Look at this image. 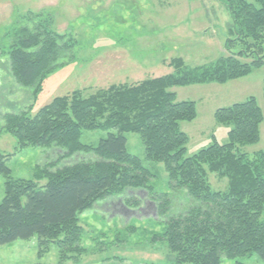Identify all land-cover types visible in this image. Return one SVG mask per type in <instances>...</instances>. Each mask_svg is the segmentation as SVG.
<instances>
[{"label": "trees", "instance_id": "1", "mask_svg": "<svg viewBox=\"0 0 264 264\" xmlns=\"http://www.w3.org/2000/svg\"><path fill=\"white\" fill-rule=\"evenodd\" d=\"M229 17L227 56L204 67L185 68L181 59L168 66L171 74L134 84L111 85L84 96L81 91L54 98L34 115L32 109L5 115L3 130L17 150L27 147L63 150V157L93 153L94 161H80L55 172L38 171L33 180L12 179L0 155L4 179L0 203V245L38 239L40 253L49 244L60 261L84 253L78 215L96 202L126 189L143 190L156 200V213L170 207L167 194L148 186L151 174L139 158L126 150L125 133H137L144 160L160 163L170 189L185 190L196 202L184 213L169 217L157 240L164 242L174 264H221V259L258 256L264 261V150L251 155L239 147L259 139L262 110L253 97L214 112L227 128V142L212 144L186 156L187 136L181 122L196 118L193 102H177L173 87L223 84L247 76L264 63V0H221ZM7 35L9 67L15 81L39 92L44 78L69 54L73 42L51 29L52 19L31 14ZM115 130L93 147L80 143L82 131ZM208 174L227 179L223 191H213ZM45 180L39 187L37 182Z\"/></svg>", "mask_w": 264, "mask_h": 264}, {"label": "rangeland", "instance_id": "2", "mask_svg": "<svg viewBox=\"0 0 264 264\" xmlns=\"http://www.w3.org/2000/svg\"><path fill=\"white\" fill-rule=\"evenodd\" d=\"M252 2V0H245ZM41 14L52 19L51 29L73 42L69 54L35 87L18 84L10 72L7 35L25 24V17ZM230 17L221 0H0V155L12 179L33 180L39 170L50 172L80 161H94L93 153L63 157V150L27 147L17 150L6 133L5 115L32 109L34 115L54 98L81 91L84 96L117 84H134L171 74L168 66L181 59L185 68L204 67L227 56L224 45ZM177 102H193L196 118L181 122L179 129L188 141L186 156L212 144L227 142V128L214 120L220 108L241 103L249 97L262 110L258 142L239 147L251 155L264 150V63L242 78L223 84H194L173 87ZM115 130L82 131L80 143L95 147ZM127 152L139 158L151 177L148 186L155 194H167L170 202L163 216L156 213L157 201L143 190L126 189L96 202L78 215L83 230L80 246L85 249L77 261H60L53 244L40 253L36 236L0 245V264H174L161 236L165 221L196 205L185 190L170 189L160 163L144 160L137 133H125ZM213 191H223L227 179L208 174ZM4 179L0 175V203ZM45 180L37 182L39 187ZM221 264H264L258 256L221 259Z\"/></svg>", "mask_w": 264, "mask_h": 264}]
</instances>
